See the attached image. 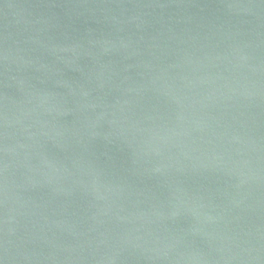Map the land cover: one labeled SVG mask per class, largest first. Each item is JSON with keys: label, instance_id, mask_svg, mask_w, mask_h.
Here are the masks:
<instances>
[{"label": "water", "instance_id": "water-1", "mask_svg": "<svg viewBox=\"0 0 264 264\" xmlns=\"http://www.w3.org/2000/svg\"><path fill=\"white\" fill-rule=\"evenodd\" d=\"M0 264H264V0H0Z\"/></svg>", "mask_w": 264, "mask_h": 264}]
</instances>
